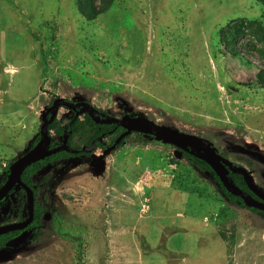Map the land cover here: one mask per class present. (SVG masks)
Listing matches in <instances>:
<instances>
[{
	"label": "rangeland",
	"instance_id": "374dc122",
	"mask_svg": "<svg viewBox=\"0 0 264 264\" xmlns=\"http://www.w3.org/2000/svg\"><path fill=\"white\" fill-rule=\"evenodd\" d=\"M76 1L0 0V29L21 34L18 55L23 45L29 53L21 59L46 69L44 77L38 69L31 95V79L16 84L14 89L25 91L17 99L16 108H23L15 119L0 117V175L32 148L43 113L60 98L202 138L264 188V167L240 152L264 156V86L257 76L264 68L260 0H96L100 13L92 20L83 17ZM227 27L232 35L241 33L234 56L220 42ZM247 44L255 46L254 53L243 48ZM21 65L11 61L7 70H27ZM3 98L0 89V105ZM71 118V111L61 108L53 123L63 127ZM49 135L61 140L54 131ZM70 141L67 149L81 156L52 163L31 179L38 188L35 205L44 211L43 235L32 243L34 230L20 234L0 252V264H119L106 257L123 249L121 234L114 231L121 227L119 206L133 214L122 232L143 236L145 245L156 240L187 253L201 242L197 232L177 231L167 242L161 229L167 236L169 229L187 226L193 214L217 226L227 242L228 264H264V218L227 202L204 168L175 157L173 146L133 134L106 154L94 144L89 149L82 136L71 135ZM18 197L15 189L0 204V226L22 219L15 215ZM144 198L149 203L143 207ZM23 208L26 216V201ZM176 211L181 216L169 220ZM148 219L152 223L143 232Z\"/></svg>",
	"mask_w": 264,
	"mask_h": 264
},
{
	"label": "water",
	"instance_id": "95a60500",
	"mask_svg": "<svg viewBox=\"0 0 264 264\" xmlns=\"http://www.w3.org/2000/svg\"><path fill=\"white\" fill-rule=\"evenodd\" d=\"M61 108H67L73 111V120L85 114L97 125H115L116 128L123 129V133L105 150L106 154L114 151L122 139L128 135L141 134L153 137L173 146L175 148L174 155L177 158H181L183 152L193 154L198 160L205 163L212 170L227 193L240 198L247 208L256 209L264 213V194L253 182L251 174L246 169L226 161L208 141L194 135L182 133L174 128L158 125L145 117H131L129 114L125 113L121 118H116L99 114L97 110L87 102H70L57 98L52 101L51 106L45 110L41 117L39 139L37 143L15 161L4 183L0 186V201L12 190L17 188L24 191L26 201V218L20 222L0 226V235L7 231H23L29 227L34 220L35 197L33 190L21 180L24 170L34 163L68 150L67 139H64L61 145L56 148L50 149L51 137L48 128L56 119L57 113ZM100 139L101 138H98L95 141ZM95 141H93L91 145H93ZM240 152L255 156L260 162L264 163V156L255 151H248L247 149L241 148ZM229 172L240 175L251 193L257 196L260 201L255 200L251 195L236 187L228 178Z\"/></svg>",
	"mask_w": 264,
	"mask_h": 264
},
{
	"label": "crops",
	"instance_id": "0c3cea01",
	"mask_svg": "<svg viewBox=\"0 0 264 264\" xmlns=\"http://www.w3.org/2000/svg\"><path fill=\"white\" fill-rule=\"evenodd\" d=\"M19 36L22 39V36L19 33H7L6 31H4V29H0V89L5 97L3 98V101H1L3 102V104H1L3 107L0 105V117L3 116V118L5 116H14L15 119L16 113H19L18 111L22 110L23 106L20 108H16L15 105L17 103L18 97H21L23 95L25 89L14 88L16 84L20 85V83L22 85L24 84L25 86V82L27 83L31 79L32 89L29 92V95L32 94L31 92L34 93L37 84L36 76L38 73V69H40L39 66L38 68H32L33 66L31 64V60L21 59L20 55H22L23 53L24 57L25 55L28 56V48H23L22 45L21 49H24V52L22 51L21 54L18 55L15 45L17 46L18 42H20ZM15 60L21 62V66L26 67L27 70H23V68L22 70L17 71H13V69L7 70L9 62ZM23 73L28 74V76L22 77ZM17 76L19 77V79L13 82V78ZM11 105L13 106V110L10 111ZM4 107L8 108V113L6 114L4 113ZM172 194L175 193L173 192ZM173 196L174 195H170L169 197ZM136 206L137 208L139 207V197ZM167 208L169 207L166 206L165 209ZM165 209L163 211V214L166 213ZM118 210L121 212V217L119 218L121 227H116L114 231L119 230V234H121L122 239V241L120 240L119 242V246L123 247V249L121 252L114 253L113 256H111V254H108L107 252L106 257L111 262H119V264H145L146 259L149 258V263L147 264H153L152 256H157L154 258V260H157L160 264H228L227 242H225L221 237L220 233L218 232L217 226L211 224L207 220H204V216H202V218H199L198 216H193V214H191L188 219L189 221H187V226L189 228L186 225H181L179 228L176 227L175 230L169 229L170 233L167 234V236H164V229H161L163 232L162 239L165 238V241L167 242L172 239V236H174L177 231H181L183 233L195 231L197 232L196 234L199 235L201 242L197 245L191 244L190 249L187 250L186 253V251L183 252L178 247H167L160 241L159 244L163 250V253L160 254L157 249L160 248V246L156 245V240H150V245H145L146 241L144 240L143 236L130 237L128 232H122L128 222L127 216H131L133 214L129 213L131 210L124 206H119ZM160 212H162V210H160ZM167 214H171L169 210L167 211ZM179 214L180 212L176 211L173 216H168V219L170 220L171 218L176 217ZM183 217H185V214ZM149 220L150 219L146 220L145 223H142L144 229L143 232H145V227H148V225L152 223ZM208 225H210L211 227H208ZM123 234H127L129 236L128 240H130V244L128 243L126 237L125 239L123 238ZM130 246L131 248H129ZM181 253H184L183 257H180Z\"/></svg>",
	"mask_w": 264,
	"mask_h": 264
},
{
	"label": "trees",
	"instance_id": "16d2710c",
	"mask_svg": "<svg viewBox=\"0 0 264 264\" xmlns=\"http://www.w3.org/2000/svg\"><path fill=\"white\" fill-rule=\"evenodd\" d=\"M95 1L96 0H77L76 1L77 5H78L79 12L83 15V17H85L89 20H92L93 18H95L96 16L99 15L100 11L98 8L96 9V7L94 5ZM260 1L264 4V0H260ZM1 29H5V28H1ZM13 32H8V33H13ZM239 36L241 37V33H239L238 35H235V34L232 35L230 27L225 28V30L221 32V34H220L221 41L220 42L223 43L225 48H227L228 54H231L233 56L238 54L236 40L238 38H240ZM243 48L248 49L253 53L255 50V46H249L248 44L246 46H244ZM245 52L248 53L249 51H245ZM247 63L249 64V62H247ZM40 66H41L40 68L42 71V77H44L45 71H46L45 66H43V65H40ZM259 68L260 69L257 73V76L259 77L261 85L264 86V68H261V67H259ZM113 127L114 126L97 125L87 115H83V117H81V119L76 118L74 120H72V119L69 120L63 127H60L59 125L52 123L49 126L48 130H49V132L54 131L56 138L61 139L63 137V135L67 136L68 137V144H67L68 147L71 146V141H70L71 135L82 136L84 138L85 144L88 146V148H90L92 141H94L98 136L102 135L103 132H106L105 134H108L107 131H109L110 129L112 130ZM121 130H122L121 128H117V129L111 131L110 134L117 135ZM131 135L126 136L124 139H127ZM136 135L139 137H148V138L154 139L153 137H150V136H144L141 134H136ZM38 137H39V135H38ZM36 141L34 143H32V146L36 143ZM58 143L59 142H57L56 140H52L50 148H54L55 146L58 145ZM95 146H96V148L104 149V145L101 143L97 142L95 144ZM119 147H120V145L117 146L116 148H119ZM92 153H93L92 151H88L89 155H91ZM88 154H86V155H88ZM81 155L82 154L80 152L75 154V153H72L69 151L68 152L63 151L61 153H57L55 155H52V156H50V157H48L42 161L34 163L24 170V172L21 176V180L24 184H26L29 188H31L33 190L34 197H35V203H36V199H37L38 188L31 181L32 177L35 176L41 170H43L46 166H48L52 163L59 162L62 159H68L70 157H79ZM182 158L187 160V162L193 164L195 167L204 168L205 171H208L210 176H212V179L214 180L216 185L219 187L222 196L224 197V199L227 202H229V203L233 204L234 206H237L241 209L248 210L255 215L262 216V218H264L263 213H261L260 211H258L256 209L247 208L243 204V202L241 201L240 198L234 197V196L230 195L229 193H227L226 190L222 187V185L218 181L217 177L210 170V168L205 163L198 160L193 154L183 152ZM9 167H10V165L8 167H6L4 173L0 175V186L4 183L6 177L9 173ZM228 178L239 189L247 190L241 176L230 174L228 176ZM13 191H11L9 193V195H11L13 193ZM17 191L19 193V197H18V200H16L14 202V204H17V206L15 207L16 208L15 215H17L20 218H23V217L26 218V216L24 215L25 210L23 208L24 204H25V201H24L25 195H24V192L20 188H17ZM43 212L44 211L42 210L40 205H35L34 220L31 223V225H29V227H27L23 231H14V232L7 231L6 233L0 235V252L5 249L6 245L11 240H14L20 234H22L23 232H26L28 230H34L29 237V241L32 243H37L40 240L41 236L43 235L42 229H41V220H42ZM57 221L61 222V220L59 218H57ZM8 223H11V221L5 222L4 224H8ZM58 229L59 228L57 227V231H58ZM58 233H59V235L64 236V237L66 235L62 228L59 229Z\"/></svg>",
	"mask_w": 264,
	"mask_h": 264
},
{
	"label": "flooded vegetation",
	"instance_id": "af4514ba",
	"mask_svg": "<svg viewBox=\"0 0 264 264\" xmlns=\"http://www.w3.org/2000/svg\"><path fill=\"white\" fill-rule=\"evenodd\" d=\"M51 104H52V102L48 105V107H50L51 106ZM69 110V109H68ZM97 110V109H96ZM71 111V110H70ZM97 112L99 113V114H103V115H107L105 112H103V111H100V110H97ZM71 113H72V120H73V118H74V112L73 111H71ZM85 115V114H84ZM130 116V115H129ZM81 117H83V115H80L79 117H77V118H80L81 119ZM70 119V120H71ZM107 126H114L113 127V129L111 130H109V131H107V133L108 134H105L106 132H103V134L102 135H100V136H98L96 139H98V138H101L100 140H98V141H95L94 142V145L98 142V143H101V144H103L104 145V152H105V150L108 148V147H110L113 143H114V141L117 139V137L119 136V135H121L122 133H123V129L115 136V138L113 139V141H110V142H112V143H110L109 145H106L105 143H104V138H108V137H111L112 136V134H110V132L111 131H113V130H115V129H117L116 127H115V125H107ZM66 133V132H65ZM39 135V134H38ZM133 135V134H132ZM131 135V136H132ZM129 138V137H128ZM127 138V139H128ZM38 139H39V137H38ZM64 139H67V144H68V137L67 136H65V135H63V137L61 138V140L59 141V143H58V145L57 146H59V145H61V143H62V141L64 140ZM127 139H122V141L117 145V146H119L120 145V147L124 144V142H125V140H127ZM38 141V140H37ZM37 141H36V143H37ZM93 142V141H92ZM35 143V144H36ZM51 143H52V139H51ZM34 144V145H35ZM92 144V143H91ZM33 145V146H34ZM94 145H93V147H94ZM32 146V147H33ZM51 146V145H50ZM57 146H55L54 148H56ZM116 146V147H117ZM68 147V146H67ZM90 147H92L91 145H90ZM54 148H50V149H54ZM214 148V147H213ZM90 149V148H89ZM215 149V148H214ZM216 150V149H215ZM69 151V149L67 150V152ZM217 151V150H216ZM69 152H71V151H69ZM79 152V150H77V151H74V152H72V153H75V154H77ZM217 153L219 154V152L217 151ZM258 153V152H257ZM220 155V154H219ZM252 157V156H251ZM224 158V157H223ZM254 158L255 159H257V161L256 162H258V164H260L261 166H263L264 167V163H262V162H260L259 161V159L257 158V157H255L254 156ZM227 161V160H226ZM229 162V161H228ZM231 163V162H230ZM231 164H233V165H235V166H239V165H237V164H235V163H231ZM242 168V167H241ZM211 170V169H210ZM212 171V170H211ZM208 174H209V172L208 171H206ZM206 173V174H207ZM214 174V173H213ZM230 174H233V173H231V172H229L228 173V176L230 175ZM210 175V174H209ZM235 175V174H234ZM238 176H240V175H238ZM211 178H212V176H210ZM242 178V177H241ZM243 179V178H242ZM243 182H244V180H243ZM244 184H245V182H244ZM245 186H246V184H245ZM260 190H261V192L264 194V188H262V187H259V186H257ZM246 188H247V190H244L243 189V191L244 192H246L247 194H249V195H251L255 200H257V201H260V199L257 197V196H255L253 193H251V191L249 190V188L246 186ZM22 190V189H21ZM242 190V189H241ZM13 191V190H12ZM23 191V190H22ZM24 192V191H23ZM25 195V194H24ZM10 195L8 194L2 201H0V204L1 203H4L5 201H6V199H8V197H9ZM261 212V211H260ZM261 213H263V212H261ZM263 215H264V213H263ZM25 218L23 217L22 219H20V220H18L17 222H20V221H23ZM11 223H15V222H11ZM11 223H8V224H11ZM3 225H7V224H3ZM24 233V232H23ZM16 239V238H15ZM13 240H11L10 242H12ZM9 242V243H10ZM8 243V244H9ZM7 244V245H8ZM6 245V246H7Z\"/></svg>",
	"mask_w": 264,
	"mask_h": 264
},
{
	"label": "built area",
	"instance_id": "2783aa9c",
	"mask_svg": "<svg viewBox=\"0 0 264 264\" xmlns=\"http://www.w3.org/2000/svg\"><path fill=\"white\" fill-rule=\"evenodd\" d=\"M142 202H143V207H144L145 204L149 203V200L144 198V199L142 200ZM142 202H141V203H142ZM141 206H142V205H141Z\"/></svg>",
	"mask_w": 264,
	"mask_h": 264
}]
</instances>
